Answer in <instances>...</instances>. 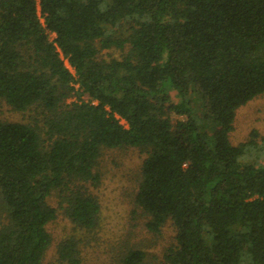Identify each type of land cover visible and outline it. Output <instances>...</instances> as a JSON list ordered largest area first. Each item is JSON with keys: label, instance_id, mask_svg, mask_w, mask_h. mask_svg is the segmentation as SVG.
Segmentation results:
<instances>
[{"label": "trees", "instance_id": "1", "mask_svg": "<svg viewBox=\"0 0 264 264\" xmlns=\"http://www.w3.org/2000/svg\"><path fill=\"white\" fill-rule=\"evenodd\" d=\"M263 93L264 0H0V102L37 116L0 120V264H41L54 193L93 229L84 184L102 150L126 148L143 156L146 230L175 233L162 264H264V138L229 141ZM56 254L79 264L71 239ZM121 264L151 263L131 250Z\"/></svg>", "mask_w": 264, "mask_h": 264}, {"label": "rangeland", "instance_id": "2", "mask_svg": "<svg viewBox=\"0 0 264 264\" xmlns=\"http://www.w3.org/2000/svg\"><path fill=\"white\" fill-rule=\"evenodd\" d=\"M127 33L125 27L119 30L120 37L125 38ZM54 37L49 34L50 40ZM126 52V48L110 49L101 52V57L107 61L120 59ZM171 96L175 102L174 94ZM81 99L87 101L88 97L84 95ZM75 100L76 94L67 102ZM36 117L33 112H17L0 102V120L3 122L33 124ZM252 131L257 133L258 142L264 138V93L236 110L229 141L237 146L246 142ZM142 160L143 156L134 148L101 151L93 170L98 175V183L84 184L87 193L100 207L96 226L91 230L77 229L66 218L62 210L66 205L64 197L54 193L48 198L49 205L56 210V218L46 227L51 244L41 264H57V247L66 239L75 241L79 264H121L122 258L131 250L143 251L151 264H162L164 253L174 244L175 233L169 223L156 235L145 228L147 217L135 202ZM4 219L5 210L0 199V226Z\"/></svg>", "mask_w": 264, "mask_h": 264}]
</instances>
